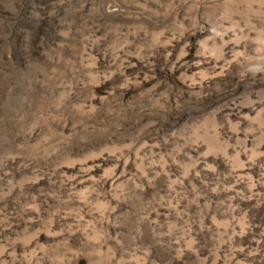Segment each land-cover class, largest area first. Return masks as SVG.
<instances>
[{"label":"rangeland","instance_id":"obj_1","mask_svg":"<svg viewBox=\"0 0 264 264\" xmlns=\"http://www.w3.org/2000/svg\"><path fill=\"white\" fill-rule=\"evenodd\" d=\"M0 264H264V0H0Z\"/></svg>","mask_w":264,"mask_h":264}]
</instances>
